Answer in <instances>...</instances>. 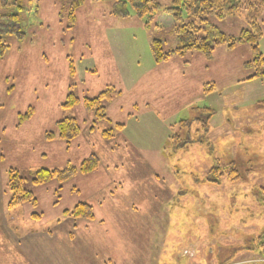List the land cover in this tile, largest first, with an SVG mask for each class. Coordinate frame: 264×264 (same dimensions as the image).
I'll list each match as a JSON object with an SVG mask.
<instances>
[{"label":"rangeland","instance_id":"374dc122","mask_svg":"<svg viewBox=\"0 0 264 264\" xmlns=\"http://www.w3.org/2000/svg\"><path fill=\"white\" fill-rule=\"evenodd\" d=\"M31 1L21 14L24 34L2 35L8 47L0 58V203L8 198L6 170L13 166L38 201L31 210L42 214V222L36 220L35 225L56 221L63 208L82 199L94 204L96 217L105 221L93 230L94 236L98 233L93 248L109 252L113 258L104 264L264 262V78L244 80L252 73L245 65L251 60L250 47L237 44L230 51L219 47L210 60L202 55L190 57L198 54L195 51L186 54L183 61L190 62V71L185 78L175 80L178 93L169 95L162 117L163 129H169V136L175 134L173 144L164 134L158 151L119 145L112 156L99 151L102 147L95 144V151L103 154V168L93 174L97 181H87L79 174L73 184L68 181L60 189L55 181L34 185L31 178L37 170L61 169L67 159L63 144L43 140L42 133H55V123L68 117L69 111L78 120L87 118L82 103L72 110L63 108L69 82H76L79 92L78 82L84 79L81 84L89 85L97 74L100 82L119 81V77L132 80L139 74L149 78L158 71L150 42L162 40L164 49L170 50L177 46V39L170 23L163 21L165 16L163 20L155 16L147 28L129 4L123 7L130 16L115 15L114 11L122 6L116 0H84L74 11L71 27H67V0ZM158 1L162 6L171 2ZM243 1L248 4L257 0ZM245 7L237 14L222 19L210 16L209 20L224 33L236 36L247 27L248 18L256 17L262 30L258 48L264 56V5L257 11ZM158 20V25L162 20L165 27H156ZM175 58L164 65H182ZM71 65L76 69L74 78L69 76ZM204 65H208L207 70ZM206 76L215 82L209 94L188 81L202 77L206 84ZM112 88L113 94L121 90L119 94L126 95L123 86ZM29 107L34 109L33 114L19 125L18 115ZM204 108L212 114L202 112ZM194 119L204 122L196 123ZM181 120H186V125H179ZM133 130L135 136L146 138ZM172 145L177 149L173 150ZM120 157L145 159L146 167L128 163L115 169L106 167L111 158ZM139 168L145 172L142 178L135 177ZM212 168L214 175L209 176ZM230 169L236 173L228 176ZM111 178L109 188L105 187L106 179ZM75 184L80 193L72 191ZM129 206L136 211H123ZM27 207L30 205L19 206L13 214L17 224H11L23 232L32 229L31 224L22 222ZM91 229L77 227L76 233L78 237L89 236ZM65 258L66 264L80 263L81 254L74 244L68 247ZM13 260L0 253V264H55L42 259L37 263L20 254L13 255Z\"/></svg>","mask_w":264,"mask_h":264},{"label":"crops","instance_id":"0c3cea01","mask_svg":"<svg viewBox=\"0 0 264 264\" xmlns=\"http://www.w3.org/2000/svg\"><path fill=\"white\" fill-rule=\"evenodd\" d=\"M219 47L224 48V49L226 48L227 51L229 50L227 47H223V45H220V46H217L213 50V52ZM189 53H192V52H188V54ZM186 54H184L183 56H176L175 58V60L178 61L182 65H173V66L164 65V64H167L169 60L172 59V57L174 56L170 57L167 61L158 63V65H156L158 67L157 74H153L149 78H146L142 74H139L135 79H132V80L119 77V81L117 79L114 82H110V80H104L100 82L99 79H97L98 78V74H97L95 75V78H96L94 79L95 81L91 82L89 85L81 84L80 81L83 82L84 79L80 80L78 82L80 84L79 92H77L76 82L74 83L69 82V84L66 87L65 93L67 94L69 92H73L76 95V97L80 99L84 97H90V98L94 97L99 92H101V89L103 87H108L110 85L111 87H114V85H116V87L123 86L126 90L125 91L126 95L122 96V94H119L121 90H118L117 93L115 92L116 95H114L115 94L114 93L113 96L110 98V100L106 102L103 101L104 102L103 104L106 108V115H107L106 120L104 119V120H99L96 122L93 121L92 114L84 107V105H83V108L87 116V118L84 120H78V118H76L74 114L72 116V111H69L70 114H68L69 115L68 117H74L77 120V122L80 125L81 131H80V134L68 144L56 137L54 139L47 140L45 139L44 132L42 133L43 140L52 141V142H60L61 144H63L62 148L64 149V152L67 157L65 161L66 165L69 164L71 166L77 167L80 164V162L84 158L89 156L90 154H95L98 158L99 164H98L97 170L94 171L95 173L90 172V173L83 174V173L77 172L73 177H71L66 182L71 181L73 184L74 183L73 181L76 179V177L79 174H81V176H85V178H87L86 179L87 181H97L96 175H93V174L97 173L99 167L103 168L102 166L103 162L101 158V155L103 154L100 155L99 154L100 152H98V150L99 151L103 150L108 156H112L114 148L118 147L119 145H123L124 147L125 145L126 146L130 145L132 147H135V149H138V150L147 151L151 149V150L158 151V143L161 142V139H163L162 136L164 134L167 136V138L169 136V129H167V132H166V130L163 129L166 127L164 123L162 122L163 113L165 115L166 107L169 102V95L171 93H174V94L178 93V86L175 80L178 81V79L181 77L185 78L184 77L185 74L189 72L190 71L189 68H191V65H188L190 62L183 61V59L186 60ZM200 55L202 54L200 53L191 54L189 56L190 57L199 56L200 58ZM204 59L207 60L205 57ZM73 66L74 65H72V67ZM121 68L127 69L126 67H121ZM203 68L204 70H207L208 65H204ZM91 69L97 71L96 66H92ZM186 69L188 71L184 72ZM84 70L88 72L90 68H84ZM68 71H69L70 77H73V75H76L75 67H73V72H70V70ZM88 75L89 74L86 73L85 77H87ZM205 80H206V83H210V82H212L213 84L215 83L214 80L208 76H206ZM188 81H194L195 82L194 86L199 87L200 89L201 87L203 88L204 86L203 84H205V82H203L204 78L202 77L199 80L188 79ZM128 94H131L132 97L127 96ZM114 102L117 103L115 107L114 105L112 106ZM80 104L81 102L78 103L76 106ZM110 105L113 107V110H112L113 112H111L110 110ZM132 107L135 110H133ZM72 108H68V109L72 110ZM118 124H122L123 126L116 128ZM172 125L173 124H171V127ZM108 129H113L111 132V136H106L102 134L103 131L108 130ZM133 129H136V131H138V134H141L145 136L146 138L145 139L141 138L138 135L135 136ZM95 144H97L98 147L101 146L102 148L95 151L96 149L94 147ZM82 145H83V148L80 149V146ZM91 149H94L93 151H95V153L91 152ZM77 151L78 153L76 154ZM41 155L45 156L46 154L44 153ZM0 157L2 156L0 155ZM111 160L112 162L110 164L106 163V167L108 168L111 167L115 169V167H117L118 165L120 166L121 163L123 166L124 164L128 163L132 166L133 165L139 166L141 164L143 168L146 167L145 159L127 160V158L120 157L116 159L111 158ZM10 167L15 168L13 166H10ZM137 172L138 173L137 175H135V177H138V178H142V176L144 175L143 173H145L144 169L142 168H139ZM155 177H158V176L155 175ZM112 180H113L112 178L110 180L106 179V182L107 181L108 182L105 185V187L109 188V183ZM118 181L120 180L117 179L116 182ZM102 188H104V186L101 187V189ZM1 189L2 187L0 188V190ZM72 191L80 193V190H78L76 184L72 187ZM112 192L113 191H111L110 193ZM138 194L139 193H137L136 196ZM8 198H9V195H8ZM8 198H6V200L2 202V204L0 203L1 204L0 206V229H1L0 253H1V257L10 256V260H13V255L14 257H18V255L20 254V255L25 256L27 260L32 259V260H35L37 263H39V261H41L40 259H42V261H45L47 263L53 262L55 264H66L67 261L65 257L67 254V249L68 247L72 248L74 244L77 247V250L81 254V259H80L79 264L89 263L90 260L97 262V264H104V263H109L112 261L113 258L111 257V255H108L109 252L107 254L105 252H102L103 253L102 254L99 252L98 249H96V247L93 248L96 242V235L98 234L96 233L94 236L93 230L94 228L98 227V224H100L101 222H104L105 220L102 219L103 217L101 218L96 217V210L93 206L94 204H92L91 201L87 199H82L80 201L75 202L72 206L63 208L61 210V216L58 217L56 221H52L51 223L49 222L46 225H43V223H39V225H35L36 220L38 222L42 220L41 219L42 214L41 213L38 214L36 211L33 212L31 209H33L34 207L29 204L30 207L26 208L27 211L22 217V222L23 224H31L32 229L26 227L27 230H24L23 232L18 227L11 225L13 224V222L17 224V222L13 219L17 217H15L13 214H16L18 212L17 210L19 206L21 205H18L14 208H8L7 206ZM102 198L103 196H101L99 200H101ZM79 202H84L91 206L92 212H93L92 219L72 218V217L65 215L64 213L65 210L71 209L73 206H75ZM25 204H22V206H24ZM37 205H38V201H37ZM155 208L158 210V207H155ZM122 209L123 211L130 210L129 214L132 213L133 210L136 211V209L132 206H129L128 208H122ZM116 211H119V209H117ZM126 213L128 214V212ZM34 214H37V215H34ZM118 215L124 216V214H118ZM88 226L92 228L90 231V235L87 236L83 234L81 237H78V234L76 233L77 227L86 228ZM117 226H118V229H120L118 224ZM124 226L125 225H123L122 228Z\"/></svg>","mask_w":264,"mask_h":264},{"label":"trees","instance_id":"16d2710c","mask_svg":"<svg viewBox=\"0 0 264 264\" xmlns=\"http://www.w3.org/2000/svg\"><path fill=\"white\" fill-rule=\"evenodd\" d=\"M69 2L67 8V27L73 26L75 21L74 11L77 7L82 5L84 0H67ZM31 0H0V58L4 56L7 45L5 44L2 35L3 34H15L21 37L24 33L21 29V14L25 10L27 3H31ZM122 6L120 9H116L114 14L119 17H128L130 13L124 9L125 4H129L134 12V15L138 18L144 19L145 27H149L151 21L155 16L159 15V18L163 20L165 16V22L170 23L177 39V46L170 50H165L163 47V41L159 39H153L150 42V49L152 57L156 63L167 61L172 56H183L188 52H198L202 54L207 60L212 58L213 50L220 45H225L229 50H233L237 44H247L251 50V60L247 62L246 67L251 68L252 73L244 80H251L255 78H264V56L259 51L258 42L262 36V30L256 17H252L248 21L246 28H243L236 36L228 35L224 33L218 26L213 24L210 20V16H215L217 19H222L226 15L237 14L243 8L250 10H258L264 5V0L253 1V3L244 2L243 0H171L168 5L162 6L158 0H116ZM37 7H35L36 10ZM161 20V26L158 25V20L155 23L156 27H165ZM70 72H73L72 65ZM214 90L213 83H206L203 86V94H209ZM113 95V88L111 86L106 87L103 91L99 92L94 97H84L82 99L76 97L73 92H69L66 96V102L63 103V108H72L78 103H82L84 107L92 114L93 121L106 120V108L104 106V100L108 101ZM34 109L29 107L24 114H19V125L25 119H28L33 114ZM202 112H207L210 116L211 110L208 108L202 109ZM210 118V117H209ZM209 120V119H207ZM186 120L179 121V125H186ZM193 122L200 123L202 120L194 119ZM56 132H45V139L51 140L55 137L70 143L80 134V125L74 117H65L55 123ZM123 126L118 124L116 128ZM113 129H108L102 132L106 136H111ZM172 134L168 136V141L171 145V139L175 138ZM173 144V143H172ZM166 147V146H165ZM173 150L177 148L172 145ZM175 148V149H174ZM98 158L95 154H90L84 158L77 167L69 164L63 168H41L37 170L31 178V183L34 185H42L51 181H55L58 184V189L62 184L78 173H90L94 172L98 168ZM214 168L209 172L214 175ZM7 180L6 187L9 192V198L7 202L8 208H14L22 204H30L33 207L37 206V199L32 190L25 187V178L21 177L18 170L15 168H8L6 170ZM236 173L235 170L230 169L228 176ZM232 176L231 179H235ZM65 215L72 218H84L92 219L93 212L89 204L79 202L69 210L64 211ZM37 215V214H34ZM261 255L264 256V249L261 251ZM259 264H264L261 262Z\"/></svg>","mask_w":264,"mask_h":264}]
</instances>
